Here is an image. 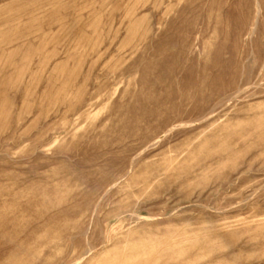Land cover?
<instances>
[{"label": "rangeland", "instance_id": "374dc122", "mask_svg": "<svg viewBox=\"0 0 264 264\" xmlns=\"http://www.w3.org/2000/svg\"><path fill=\"white\" fill-rule=\"evenodd\" d=\"M0 264H264V0H0Z\"/></svg>", "mask_w": 264, "mask_h": 264}]
</instances>
